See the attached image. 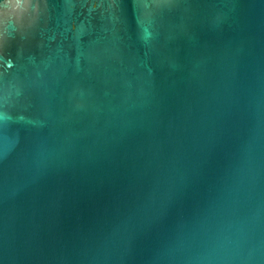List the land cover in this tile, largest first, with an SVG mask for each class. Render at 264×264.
Instances as JSON below:
<instances>
[{"label": "water", "instance_id": "95a60500", "mask_svg": "<svg viewBox=\"0 0 264 264\" xmlns=\"http://www.w3.org/2000/svg\"><path fill=\"white\" fill-rule=\"evenodd\" d=\"M0 264H264V0H0Z\"/></svg>", "mask_w": 264, "mask_h": 264}]
</instances>
